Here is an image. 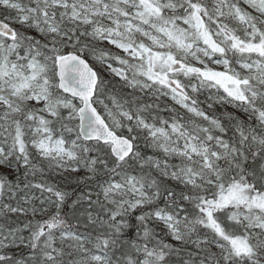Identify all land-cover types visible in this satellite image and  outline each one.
Segmentation results:
<instances>
[{"label":"snow or ice","instance_id":"6c2138e0","mask_svg":"<svg viewBox=\"0 0 264 264\" xmlns=\"http://www.w3.org/2000/svg\"><path fill=\"white\" fill-rule=\"evenodd\" d=\"M0 10V264H264V0Z\"/></svg>","mask_w":264,"mask_h":264},{"label":"trees","instance_id":"16d2710c","mask_svg":"<svg viewBox=\"0 0 264 264\" xmlns=\"http://www.w3.org/2000/svg\"><path fill=\"white\" fill-rule=\"evenodd\" d=\"M0 18H3V19H4V14H3L2 10H0ZM12 25H13V27H15V28H17V29H20V25H19V24L13 23ZM20 30H22V29H20ZM106 47H107V46H106ZM110 50H111V49H110ZM111 51H112V50H111ZM106 79H110V77H108V76L106 75ZM114 83H116V81H114ZM124 91H125V93H129V92H132V89L125 88ZM136 94H137V95H140L139 92H137ZM206 94H207V93H206ZM124 98H125V97H121V96H118V97H117V99H118L120 102H123V99H124ZM198 98H199L200 100H203V99H204V96L201 95V96H199ZM153 99L156 100L155 97H152L151 99L145 97V102H148V103H154ZM168 99H169V98H166V97H162V98L160 99L161 102H159V103L161 104V107H163L165 103H167V104L169 105V101H168ZM106 102L110 103V101H106ZM171 106H172V105H171ZM202 107H204L205 109H207V105H206V104L202 105ZM177 110H178V109H177ZM178 111L183 112V111H181V110H178ZM222 111H223V109H221L219 106H216V113H217V114H219V113L222 112ZM227 111H228V112H232V113L235 114V115H239V116H241L242 118H246V117H243L242 111H237V110L233 109L232 107H228V108H227ZM160 114L163 115V116H167V115H168L167 112H161ZM66 135H67V134H66ZM72 138H75V134H74V133L72 134ZM146 154H151V150H148V151L146 152ZM79 174H80V175H83V174H84V173H83V169H81V172H80ZM47 178H48L49 180H52L51 177H47ZM37 179L39 180V176L37 177ZM52 182H53V183H56V184H57V187L60 188L61 190L67 191V192H69V193H72V192L75 190V195H71V197H70V198L68 199V201H67V204H71L72 200L76 199V196L79 195L81 189L83 188V186H81V187H79V188L77 187V184H76V182H75V178H74V176H71V175L68 177L67 180L62 179L61 177H57L56 180H53ZM83 190L86 191L87 189H83ZM35 195L39 197V196H40V192L37 190V191L35 192ZM45 195H47V194H45ZM53 199H54V197H53ZM36 203L39 204V200H37ZM67 204L64 205L62 215H64V213H67V215L65 216V220H66V222H67V224H68L69 226L73 227V230H75V231H82V230H83L82 228L75 227L76 224H77V222H76V220H74V219L72 218V215H71V213H70V211H69V209H68V207H67ZM161 206H162V205H161ZM54 212H55V207L52 206L51 209H50V212L48 213V215H51V214L54 213ZM31 218H32V217L29 215L28 217H21L20 220H21V223H22L24 220H26V219H31ZM46 218H47L46 216H44V215H40V214H38V215L35 217L36 220H42V219H46ZM13 219H15V217H13ZM152 226L155 228L156 231H158V232H160L162 235H164L165 232L162 231V230L160 229V227H159L157 224H154V225H152ZM25 235H27V233H25ZM165 239H166V242H169V243H172V244H176V243H177L176 241L172 240V238H171L170 236H165Z\"/></svg>","mask_w":264,"mask_h":264},{"label":"rangeland","instance_id":"374dc122","mask_svg":"<svg viewBox=\"0 0 264 264\" xmlns=\"http://www.w3.org/2000/svg\"><path fill=\"white\" fill-rule=\"evenodd\" d=\"M208 2L209 3H211L212 2V0H208ZM107 46V45H106ZM108 47H110V46H108ZM113 52H119L120 50H118V49H115V48H110ZM120 54H122V53H120ZM190 91V90H189ZM222 91V90H221ZM171 101V100H170ZM171 103H172V106L173 107H175V108H179V106L178 105H174V102L173 101H171ZM110 104V103H109ZM180 109V108H179ZM157 225L160 227V229L162 230V231H164V232H166V229L164 228V226L162 225V224H159V223H157Z\"/></svg>","mask_w":264,"mask_h":264},{"label":"bare ground","instance_id":"6f19581e","mask_svg":"<svg viewBox=\"0 0 264 264\" xmlns=\"http://www.w3.org/2000/svg\"><path fill=\"white\" fill-rule=\"evenodd\" d=\"M3 19V18H2Z\"/></svg>","mask_w":264,"mask_h":264}]
</instances>
